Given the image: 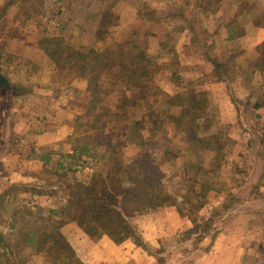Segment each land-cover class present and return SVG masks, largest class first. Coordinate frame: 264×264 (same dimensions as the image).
<instances>
[{"label": "trees", "instance_id": "1", "mask_svg": "<svg viewBox=\"0 0 264 264\" xmlns=\"http://www.w3.org/2000/svg\"><path fill=\"white\" fill-rule=\"evenodd\" d=\"M40 1L41 5H38ZM221 1L185 0L178 15L174 11L168 17L177 16L175 18L188 21L183 32L189 36V45L206 48L205 59L221 79L227 80L237 76L238 64L223 62L213 54L215 45L213 42L208 44V31L202 27V20L196 19L211 13L210 6ZM109 2L94 0V4L100 5V11L89 19H99L106 27L116 1ZM189 7H192L191 18H186ZM13 10L15 16L25 18L27 24L40 22L48 14L42 0H4L0 22ZM140 15L150 27L152 18L143 16L142 12ZM226 25L230 27L231 36L236 33L237 37L241 36L242 32H238L232 22ZM148 30L144 29L137 40L134 36L100 50H87L85 46L76 48L58 34L39 42L40 51L60 76L71 81H86L85 100H81L79 112L72 121L71 134L60 144L59 150L40 148L31 151L29 159L41 164L38 181L31 185L6 186L0 191V264H27L33 256L43 257L45 264H84L62 234L63 227L71 223L93 242L108 237L116 244L134 240L142 245L132 218L167 206L181 211L186 203L175 192L168 191L167 178L158 164L161 156L174 160L187 153L207 154L210 169L190 157L181 166L183 177L194 185L193 178L199 182L202 178V194L195 195L198 198L220 191L212 178L224 164L226 148L234 145L229 126L217 122L212 99L205 93L170 95L155 84L159 65L147 47L137 43H146L144 36L150 32ZM107 37L108 30L101 28L100 44L105 45L103 41ZM154 39L152 36L147 43L149 48L153 45L167 47L164 38L158 43ZM258 49L260 57L255 68L263 71L264 44ZM6 61L10 63V60ZM4 88L16 89L3 74L0 59V89ZM113 96L118 99L111 105L108 99ZM263 105L264 101L254 107L259 109ZM262 131L260 141L264 145V124ZM146 133L150 138H145ZM135 140L144 153L140 160L129 164L125 161L124 149ZM176 143L182 150L176 152ZM133 166L141 173L143 171L141 176H132ZM85 170L89 171L88 177L78 179L77 173ZM192 170L196 173L186 177L185 173ZM241 173L238 169L237 174ZM235 179L232 180L235 182ZM259 183L264 185V164ZM190 190L196 191L194 186ZM31 192L53 198V205L46 208L35 200L25 201L21 194ZM233 196L229 194L228 198ZM204 207L205 203L199 202L195 208L201 210ZM193 222L195 231L198 224L196 220Z\"/></svg>", "mask_w": 264, "mask_h": 264}, {"label": "rangeland", "instance_id": "2", "mask_svg": "<svg viewBox=\"0 0 264 264\" xmlns=\"http://www.w3.org/2000/svg\"><path fill=\"white\" fill-rule=\"evenodd\" d=\"M42 1L45 4V9L48 11V14L40 22L27 24L25 23V18H18L15 16V10L10 11V13H8L0 22V38L4 40L1 48L6 49L9 53L23 52V54L27 56V58L22 56L18 61H15V65L17 63V66L23 70V74L16 77L15 80H19L20 82L13 85L22 96H29L33 100H40V109L35 113L39 114L38 117L44 118L43 121L46 120V122L40 123V130L60 127L62 130H65L64 134L70 135L74 116L79 112L82 103L81 100H85L84 92L87 87L86 81L78 79L71 81L65 76H60L51 61L39 49V42L42 38L52 37L56 34L64 36L67 40L71 41L76 48H78V46H85L87 50L91 48L100 50V48L105 49L107 45L114 42H125L129 39H133L134 36H136L134 39L137 40L138 37L143 34L144 29H150L148 30L150 32L144 36V41L146 43H142L141 41H138L137 43L141 46L144 45L145 48L147 47V51H149V54L156 59L159 65V72L154 78L155 84L161 90L163 89L159 84H166L165 86L167 87L171 85L173 88L171 90L173 92L176 91V94H190L197 92L199 94L205 93L208 95V98H214L212 92L208 89L210 88V80L208 77L210 75H208L207 72L209 71L212 74H217L214 72L213 66L205 59L206 48L189 45V36L183 32L188 27L185 24H188L187 20L175 18L177 16L168 17L173 14L174 11L175 15H178V10L182 9L185 0H110L109 4L114 1H116V3L114 4L113 9H111L112 14L106 27L99 19H89V16L92 17L100 11V5L94 4V0ZM194 1L196 2L197 0ZM3 3L4 0H0V8ZM38 5H41V1ZM253 7L254 4L250 5L238 1L223 0L210 6V9L212 10L211 13H209L210 15L204 14L200 17H196L198 21L202 20V27L208 31V44L211 45V42H213L215 45L213 54L217 55L223 62H229L230 64L237 62L233 57L234 55L228 56V53L230 51L233 53L241 52L240 50L242 47L240 44L234 46L232 44L231 47L229 44L228 47L224 45L223 41L228 33L225 30L228 27V25H226L227 23L232 22L234 28L238 31L242 29L245 35L249 38L256 35L254 34L252 27L246 24L248 21V15L253 12ZM191 11L192 7L187 8L186 18H191ZM140 12H142L143 16L152 18L153 22L150 27L145 25ZM214 14H221V20L223 22L219 28L220 30H218V40L221 42H218V45L214 43L215 34L213 33L215 29L218 28L219 24H217L216 27L215 23L208 24V19ZM101 28L108 30L107 40L103 41L105 42V45L100 44ZM228 34H230V32ZM152 36H155V43H158V41L163 40L164 38L167 47L164 48L153 45L152 48H149L147 43L150 42ZM244 47H246L245 44ZM175 57H177V59H175ZM173 58L175 60H173ZM6 60L4 59L1 61L2 64H8H5V74L10 79H13L10 71V68H12L13 65ZM28 73H30V75ZM247 75L248 72L243 74L245 80ZM246 84L248 83L245 82V86ZM10 90L12 91V89ZM228 90L230 95L234 97V100H231L233 105L237 108L238 114L242 117L237 125L238 129L250 133L251 135L248 138V141L242 143L243 147L246 148L244 156L241 158L238 157L234 145H229L226 148L227 157L224 164L212 178V183L220 191L216 194H214V192L207 193L204 198H198L195 196L196 194H202L200 184L203 182L201 181L202 178L197 175L200 178V182L193 178V181L196 183L195 185L188 182V179H184L183 177V169L181 170V166L186 159H190L191 157L196 160L200 166L202 165L205 168L210 169L212 166L210 167V164L207 162V154L187 153L185 156L179 155L174 160L161 156L158 159V164L167 178L165 185L168 191L171 193L175 192V195H178L180 200L184 199L186 201L182 206L183 209L181 211L177 210L176 207H167L175 209L178 216L189 220L190 224H194L193 220H196L198 228L194 232H182L179 234L180 236L168 232L159 233L152 244L153 247H150L151 243L146 244L143 239L146 229L150 224L148 218L149 215H147L148 213L132 218V222L136 226L142 242V245L140 246L141 250L136 248L138 254L136 255L137 259L133 261V264H145V256L146 254L149 255V253L153 255L150 256L153 257L154 264H189L198 254L210 250L211 245L214 243L218 234L222 231L229 232L227 229L232 228L231 223L235 224L234 227H239L237 233H233V230L231 231L237 239L243 237L242 239L245 238L249 240L248 243L252 244L253 247L256 246L258 242L259 244L264 242L263 208H260L259 211H253V214L252 212L251 214L249 213V216H242L239 212H235L239 207L236 205L240 201L235 196L228 198L225 202L219 200L221 197L219 192L222 191L226 194H237L236 189L240 186L236 180L238 169L235 166L233 167L232 162L236 163L237 161H240L245 163L243 169H240L242 173L239 174L243 179L248 178L249 181L257 180L262 175L264 145L260 140L261 134H263L262 127L264 124V118L260 116L259 120L256 119L258 116L254 114H256L258 109H255L254 106L256 103L264 100H240L236 98L237 96H240V93L250 96V93L261 95L264 91L263 89H256V87L250 89L248 87L240 89L232 88V90ZM117 99V96H113L108 100L112 105L117 103ZM212 102L213 114L217 113L218 119V112L215 108L218 109L220 101L212 100ZM51 117L54 119L50 120ZM217 122L224 125L218 120ZM230 129L229 126V135ZM258 136L260 137L258 138ZM145 138H150L148 133L145 134ZM10 140L13 143H16L17 137L12 136ZM62 142L64 141L55 143L56 145L51 146V149L59 150L61 148L59 146ZM177 146L178 144L176 145V152L182 150V146ZM33 148L31 138L25 136V139H23L19 146V149H22L23 156L21 174L24 175L23 177L25 178H23L24 180L21 179L18 181V183L31 185L38 181L40 167L37 163L33 164L28 160ZM143 153V149L139 146L138 140H135L124 149L126 163L131 164L137 162L140 160ZM133 168L135 171L131 172L132 176L142 175L143 171L141 173L136 167L133 166ZM0 170L2 169L0 168ZM143 170L146 171L144 168ZM195 173L196 171L192 170L190 173H185V176H191ZM88 174L89 171L87 172V170L79 171L76 177L80 180H85L88 177ZM233 177L235 182L232 180ZM192 186L196 189L194 193L190 190L192 189ZM2 189L3 187L0 186V191ZM243 191L245 193L257 192L258 194L259 187L255 189L251 186H247ZM33 194L34 193L31 192L27 194L23 193L21 195L25 201L35 200L39 205L46 208L51 207L54 203L53 198ZM199 202L205 203V207L201 210L195 208L198 206ZM226 206L229 208H226ZM156 219L154 221L155 223L156 221L167 223V218H160L161 220ZM209 224L210 226L206 227ZM69 228L70 227H63L62 234L67 240L69 239L73 242V248H75L74 242L79 239L78 243L80 246H83L85 253L87 252L91 255V252L98 251L94 248V244H89L91 246L90 249L85 246L88 244L84 242V239H87L88 237L76 224H74L72 229ZM240 229H246V231L242 232ZM79 236H82V238ZM77 249L80 250L79 247H77ZM79 254L83 259V253L79 251ZM40 258L45 264L43 257ZM40 258L33 256L29 259L27 264H41ZM99 259L100 257H97V260ZM86 261H89V259H86Z\"/></svg>", "mask_w": 264, "mask_h": 264}, {"label": "crops", "instance_id": "3", "mask_svg": "<svg viewBox=\"0 0 264 264\" xmlns=\"http://www.w3.org/2000/svg\"><path fill=\"white\" fill-rule=\"evenodd\" d=\"M238 2L250 5L254 4L253 12L248 15V21L246 22V24L252 27V29L254 30V34L256 35L249 38L241 29L240 31H238L242 32L241 36L237 37V33L231 36V33L228 34L230 32V27H225V30L228 33L224 38V45L228 47L229 44L231 47L232 44L233 46L240 44L242 46L240 50L241 52L233 53L230 51L228 53V56L234 55L233 57L237 61L236 63L238 64L237 66L239 71L234 79L227 80H223L217 75L210 73L209 71L207 72V74L210 75L208 76L210 80V88L208 89L214 96L212 100L220 101V105H218L217 109V120L224 125L230 126V138L235 143L234 148L237 151L238 157L241 158L242 156H244V151L246 150V148L243 147L242 143H244V141H248V138L251 135L250 133L243 132L242 130L240 131L238 129L237 125L239 124L242 117L238 114L237 108L233 105L231 100H234V97L230 95L228 89L232 90V88L240 89L246 87L250 89L256 87V89L259 88L263 89L264 91V70L259 71L255 68V62L260 57V51L258 48L262 44H264V0H239ZM209 19L208 24L215 23V27L217 26V24H219L218 28H216L213 33L215 34L214 43L218 45V42H220L218 40V30H220L219 28L223 24L221 20V14H214L210 16ZM230 37L232 39H230ZM3 41L4 40L0 38V59L1 61L7 59L10 60V63H12L13 66L12 68H10V71L12 73L11 77H13V79H10L5 74L4 68L8 64H2V71L3 74L9 78L11 84H15L17 82H20L19 80H15L16 77H19L20 74H23V70H21L20 67L17 66V63L15 65V61H18L20 58H22V56H24V58H27V56L23 54V52L9 53L6 49H2L1 45L3 44ZM244 44L246 47H244ZM247 72L249 73V75L245 80L243 74ZM28 74L30 75V73ZM245 82L248 83L246 84V86ZM159 85L165 92L169 93L170 95H174L177 93L176 91L173 92L171 90L173 89L171 85L169 87L165 86L166 84ZM18 92L19 91H17L16 89H12V91L8 88L0 89V168L2 169L0 170V186L2 187L23 184L18 183V181L25 178L23 177L24 175L21 174L23 156L22 149H19V146L22 143L23 139H25V136L31 138L32 145L34 147L33 149L36 150L40 148L51 149V146L56 145L55 143L65 141L69 136L68 134H64L65 130H62L60 127L40 130V123L46 122V120L43 121L44 118L38 117L39 114L35 113L38 109H40V100H33L29 96H22V94H19ZM250 94V96H246L245 94L240 93V96H237L236 99L264 100V93H262L261 95L256 93ZM254 115L264 118V105L263 107L259 108ZM53 119V117L50 118V120ZM12 136L17 137L16 143H13L10 140ZM28 160H30V162L33 164L37 163L38 166L41 167V164L39 162L29 158ZM232 165L237 169H243L245 163L237 161L236 163L232 162ZM236 180L238 185L240 186L238 187V189H236L237 194H234V196L240 201L236 205L239 207L235 210V212H239L242 216H249V213L251 214L252 212L253 214V211H259L260 208H263V211L264 185L259 183V178L257 180L249 181L248 178L243 179L240 177V175L238 176L237 174ZM247 186H251L255 189L259 187L258 194L257 192L245 193L243 190ZM217 192L218 191H215L214 194H216ZM219 193V195L221 196L219 200L221 202H225L229 197V193L226 194L222 191ZM147 215H149L148 218L150 220V224L146 229L143 239L146 244L151 243L150 247H153L152 244L159 233L168 232L174 235H179L182 232L194 231V224H190L189 220L178 216L176 210L173 208L166 207L158 209L148 213ZM160 218H167V223H164L162 221H156V223L154 222L155 219L158 220ZM231 225L232 228L227 229V231L229 232L222 231L217 235L209 251L198 254L197 257L194 258L189 264H264V242L262 244H259L258 242V244L253 247L252 244L248 243L249 240L245 238L242 239L243 237L237 239L236 237H234L233 233H237L239 231V227H234L235 224L233 223H231ZM67 227H70L69 229H72V227H74V224H68L65 226V228ZM232 230L233 233L231 232ZM240 230H242V232L246 231V229ZM79 237L82 238V236ZM87 239H84V242L88 244L85 246L90 249L91 246L89 244H94V248L98 250L96 252H91V255H89L87 252H84L85 250L83 246H80V244L78 243L79 239L74 242L75 248H73V242L68 239V242L75 250V252L77 251L76 254L78 253V257L84 264H133V261L137 259L136 255L138 253L136 250L141 248V245L136 243L134 240H128L122 244H116L108 237L102 238L98 243H93V241ZM77 247H79L80 250H78ZM79 251L83 253V259L81 258ZM150 255L152 254H146V260H144L145 264H154L152 257L153 255ZM36 257L40 258V256ZM97 257H100V259L97 260ZM86 259H89V261H86ZM41 264H44L42 259Z\"/></svg>", "mask_w": 264, "mask_h": 264}]
</instances>
